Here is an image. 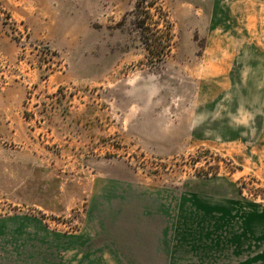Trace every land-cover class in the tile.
Masks as SVG:
<instances>
[{
  "label": "rangeland",
  "instance_id": "rangeland-1",
  "mask_svg": "<svg viewBox=\"0 0 264 264\" xmlns=\"http://www.w3.org/2000/svg\"><path fill=\"white\" fill-rule=\"evenodd\" d=\"M259 188L264 0H0V218L78 236L88 209L162 203L176 253L245 264L264 250ZM157 225L100 220L45 264H157ZM137 226L142 260H115ZM0 264L40 263L0 244Z\"/></svg>",
  "mask_w": 264,
  "mask_h": 264
},
{
  "label": "crops",
  "instance_id": "crops-1",
  "mask_svg": "<svg viewBox=\"0 0 264 264\" xmlns=\"http://www.w3.org/2000/svg\"><path fill=\"white\" fill-rule=\"evenodd\" d=\"M125 213L124 209H88L86 211L85 227L78 236L51 234L46 231L38 219L32 217H2L0 218V244L6 245L7 253L15 255L22 252L27 261H39L40 264H45V255H51L55 260L59 259L63 248H67L66 250L73 254L71 256L76 259L77 247H85L93 242L94 235L90 233V229L93 223L100 220L108 224L112 221L122 223L133 221L134 224L142 221H157L158 229L156 228L157 230L152 234V241L149 244L150 253L146 255V260L157 264H221L222 256L220 254L205 255L199 253L198 255H192L187 252L185 254L184 252L182 254L175 252L174 210L170 209L168 205L163 209L162 203H158L155 209H134L133 217L119 216L121 214L125 215ZM103 214L106 216L99 218V215ZM116 236L117 243L121 248L118 252L113 251V255H117L115 260L120 261L124 258L123 256L128 257L127 259L131 261L142 260V229L140 227L137 226L132 233L130 231L124 233L121 230ZM107 243L109 244L110 241L108 240ZM126 245H133V248L124 251ZM250 254L249 258L246 255L245 264H253L255 260L257 263L264 264V250L255 259L252 257L254 253ZM37 255H40V258H37ZM85 255H88V253L85 252Z\"/></svg>",
  "mask_w": 264,
  "mask_h": 264
},
{
  "label": "trees",
  "instance_id": "trees-1",
  "mask_svg": "<svg viewBox=\"0 0 264 264\" xmlns=\"http://www.w3.org/2000/svg\"><path fill=\"white\" fill-rule=\"evenodd\" d=\"M154 47H156V45H154L152 42L151 43H147V50L148 51H152V49H154ZM242 188H239V192L240 193L242 192ZM254 197L264 200V188H259L258 189V193L257 194L255 193Z\"/></svg>",
  "mask_w": 264,
  "mask_h": 264
}]
</instances>
